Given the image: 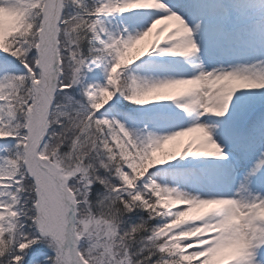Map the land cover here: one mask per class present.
Wrapping results in <instances>:
<instances>
[{"label":"snow or ice","instance_id":"1","mask_svg":"<svg viewBox=\"0 0 264 264\" xmlns=\"http://www.w3.org/2000/svg\"><path fill=\"white\" fill-rule=\"evenodd\" d=\"M0 264H264V0H0Z\"/></svg>","mask_w":264,"mask_h":264},{"label":"rangeland","instance_id":"2","mask_svg":"<svg viewBox=\"0 0 264 264\" xmlns=\"http://www.w3.org/2000/svg\"><path fill=\"white\" fill-rule=\"evenodd\" d=\"M153 38H154V36L151 39H153ZM147 39H150V38H147ZM173 143H180V144H182L181 138H178V141L170 142V144L169 145H166L165 148L166 149L170 148Z\"/></svg>","mask_w":264,"mask_h":264},{"label":"bare ground","instance_id":"3","mask_svg":"<svg viewBox=\"0 0 264 264\" xmlns=\"http://www.w3.org/2000/svg\"><path fill=\"white\" fill-rule=\"evenodd\" d=\"M152 37H150L151 39ZM191 135H194V134H190L189 136H186V137H181V142L182 144L183 143H186L190 138H191Z\"/></svg>","mask_w":264,"mask_h":264}]
</instances>
